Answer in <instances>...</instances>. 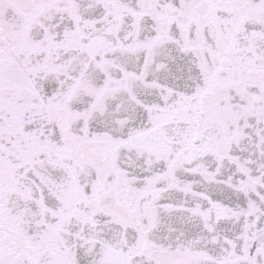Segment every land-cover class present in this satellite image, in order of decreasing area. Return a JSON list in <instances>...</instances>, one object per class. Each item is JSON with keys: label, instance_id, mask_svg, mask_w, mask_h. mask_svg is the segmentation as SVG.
Masks as SVG:
<instances>
[{"label": "snow or ice", "instance_id": "snow-or-ice-1", "mask_svg": "<svg viewBox=\"0 0 264 264\" xmlns=\"http://www.w3.org/2000/svg\"><path fill=\"white\" fill-rule=\"evenodd\" d=\"M0 264H264V0H0Z\"/></svg>", "mask_w": 264, "mask_h": 264}]
</instances>
